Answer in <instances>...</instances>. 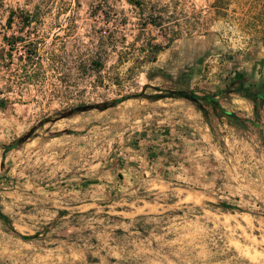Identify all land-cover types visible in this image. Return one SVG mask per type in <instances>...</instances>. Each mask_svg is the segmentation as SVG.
Here are the masks:
<instances>
[{"label":"rangeland","instance_id":"1","mask_svg":"<svg viewBox=\"0 0 264 264\" xmlns=\"http://www.w3.org/2000/svg\"><path fill=\"white\" fill-rule=\"evenodd\" d=\"M262 89L264 0H0V264H264Z\"/></svg>","mask_w":264,"mask_h":264},{"label":"trees","instance_id":"2","mask_svg":"<svg viewBox=\"0 0 264 264\" xmlns=\"http://www.w3.org/2000/svg\"><path fill=\"white\" fill-rule=\"evenodd\" d=\"M129 3L132 2V0H128ZM134 5H140L139 2H133ZM11 17L8 18V25H10L11 23ZM3 39H5L6 41H8V39L4 36ZM8 51L12 50V47L15 45V42L12 44H8ZM148 47V51H150L151 54H154V56L151 57V62H154L156 59V56L163 50V46L160 45H151V44H147ZM92 65H96V63H94L93 61H91ZM246 77L245 74L242 72H238V71H233L231 72V76L228 78L227 84H226V89H224L223 91L218 92L217 94L212 95H203V96H199L193 92H188V91H178V92H172L166 95H161V94H155L152 96H144V94L139 93V94H135V95H129V96H122L120 98L117 99H113L109 102H105L104 104H102V107L106 108V107H114L118 104H120L121 102L127 100V99H131V98H148V99H161L163 97H177V98H183L186 99L188 101H190L192 104L196 105L198 107V109H200L201 111L204 112V109L202 107V103L206 102L212 105H215V99L214 97L216 95H224V94H229V93H237L240 94L244 97H246ZM256 98L260 99L264 105V89H262L261 91H259L257 94H255ZM249 98V97H248ZM95 107V106H94ZM84 108H86L84 106ZM83 108V109H84ZM88 108V107H87ZM229 116H233V114H229ZM18 145L17 144H12V145H7L4 148V154L6 151L11 150L16 148ZM2 219L7 220V218H5V216H1ZM24 238V237H23Z\"/></svg>","mask_w":264,"mask_h":264},{"label":"crops","instance_id":"3","mask_svg":"<svg viewBox=\"0 0 264 264\" xmlns=\"http://www.w3.org/2000/svg\"><path fill=\"white\" fill-rule=\"evenodd\" d=\"M221 95H216V98H218V97H220ZM234 102V101H233ZM235 103H237L236 105H238L239 107H241L242 105L240 104V103H238V101L237 102H235ZM167 147H170V145H168Z\"/></svg>","mask_w":264,"mask_h":264}]
</instances>
